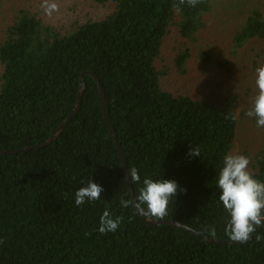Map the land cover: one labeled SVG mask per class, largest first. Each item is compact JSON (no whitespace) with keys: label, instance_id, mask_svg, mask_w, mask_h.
Listing matches in <instances>:
<instances>
[{"label":"trees","instance_id":"trees-1","mask_svg":"<svg viewBox=\"0 0 264 264\" xmlns=\"http://www.w3.org/2000/svg\"><path fill=\"white\" fill-rule=\"evenodd\" d=\"M28 1H0V150H23L0 154V264H264V240L255 234L245 244L203 241H230L216 176L234 149L242 98L227 84L229 62H216L197 39L212 28L235 54L252 58L255 84L254 70L264 64V0H200L179 13L178 0H64L50 14L42 0ZM171 38L180 48L167 59ZM251 44L255 56L245 51ZM193 63L201 69H191ZM213 63L226 81L205 78L206 98L170 84L203 78ZM89 73L103 87L127 169L136 167L141 182L163 178L186 189L154 221L178 223L201 238L150 225L120 205L141 185L131 184L132 197ZM65 122L53 142L36 148ZM196 146L199 157H189ZM247 156L248 170L264 182V147ZM89 180L104 191L77 207L75 192ZM105 210L123 218L114 233L98 232ZM204 226L214 227L216 237ZM257 233L264 235V227Z\"/></svg>","mask_w":264,"mask_h":264},{"label":"clouds","instance_id":"clouds-1","mask_svg":"<svg viewBox=\"0 0 264 264\" xmlns=\"http://www.w3.org/2000/svg\"><path fill=\"white\" fill-rule=\"evenodd\" d=\"M200 0H178L174 5L179 13L182 6L190 8L196 7ZM45 10L50 14L55 10V3L48 4L46 0ZM256 94L252 98L251 106L245 115L254 118L255 126L264 129V64L257 66L254 70ZM234 118V117H233ZM189 157H199L198 146L191 148L187 153ZM251 157L242 154H225L222 159V166L216 176V187L219 190V201L224 210L228 213L229 219L226 221L224 233L228 240L238 244H245L252 240L260 242L264 240V235L257 233V229L264 227V182L254 178L248 170ZM127 176L131 184H140L136 190L134 198L121 199L120 205L123 208L133 207L148 220H163L167 215L169 202L178 194L185 192L180 189L177 182L166 179H152L145 177L141 182L136 167H128ZM103 187L89 180L85 186L79 188L74 195L77 207L100 199ZM122 217H113L105 210L99 218L98 232L106 234L116 232L122 223ZM208 236L215 238L216 229L204 226L202 229Z\"/></svg>","mask_w":264,"mask_h":264},{"label":"rangeland","instance_id":"rangeland-1","mask_svg":"<svg viewBox=\"0 0 264 264\" xmlns=\"http://www.w3.org/2000/svg\"><path fill=\"white\" fill-rule=\"evenodd\" d=\"M0 1H9L11 3L17 4H25L29 2L28 0H0ZM43 7L46 5V0H42ZM64 0H47L48 4L63 2ZM45 8V7H44ZM45 10V9H44ZM223 10V8H217L213 13L219 14ZM212 28L207 29L206 32H201L198 36V40L205 44L206 49H209L214 54V60L216 62L226 63L225 60L229 63V67L233 68V74L231 75L232 80L227 79V84L229 85L230 90H235L241 96V106L236 110V117L239 121L238 132L236 137V142L232 154H242L249 155L253 154L254 150L258 148L264 147V129H258L255 126V120L252 118H247L241 116V112L247 111L252 102V98L256 94V90L252 91L251 88L255 87L253 84L254 76L251 71V61L242 54V52L237 51L238 54L228 46L226 42H220L217 37H215L214 33H211ZM225 40V39H222ZM179 44H182L179 42ZM176 47L180 48V46L176 43L174 39H170L166 45V49L164 51V56L169 59L171 55H175ZM251 50L252 52L256 51L254 45H247L245 51ZM249 51V56L254 55ZM218 63H213L212 68L205 69L200 73V77L197 79H193L194 76H187L185 79H181L176 77L175 79L170 81V84L177 88L178 90H182L186 93H192L196 95H201L206 98V94H208L209 89L207 88V84H205V78L207 80H214L218 78V81H226L225 78V70L220 68ZM195 63L191 65V69L198 71L201 67ZM229 73V72H227ZM224 76V77H223ZM168 83V82H167ZM222 89V88H221ZM224 90V89H223Z\"/></svg>","mask_w":264,"mask_h":264},{"label":"water","instance_id":"water-1","mask_svg":"<svg viewBox=\"0 0 264 264\" xmlns=\"http://www.w3.org/2000/svg\"><path fill=\"white\" fill-rule=\"evenodd\" d=\"M94 79H95V82L97 84V87H98V91H99V96H100V100H101V105H102V110H103V114H104V117H105V121H106V124L109 128L110 131V134H111V137L115 143V146L117 148V152H118V155H119V158L121 160V163L123 165V171H124V174H125V178H126V182L128 184V187H129V190L131 192V195L133 194L132 193V186H131V182H130V178L127 176V173H128V169H127V166L125 164V160H124V157L122 155V152H121V149H120V145L119 143L117 142V139L115 137V134H114V130L112 129V127L110 126L109 122H108V119H107V114H106V104H105V96H104V91H103V87L98 79V77L93 74V73H89ZM83 91H84V84L83 82L81 81V84H80V90H79V93H78V100H77V106L75 108V111L79 108V104H80V100H81V95L83 94ZM75 111L71 114L70 117H72V115L75 113ZM69 117V119H70ZM68 119V120H69ZM67 122L63 123L62 125L59 126V128L56 130V132L54 133L53 136L50 137V139L45 142L43 145H40V146H37L36 148H40V147H44V146H47L48 144H50L51 142H53L57 136H59V133L60 131L64 128L65 124ZM23 150H11V151H6V150H0V154H14V153H19V152H22ZM133 197V195H132ZM147 223L150 224V225H160V224H168V225H173V226H178L180 227L181 229L185 230V231H188L192 234H195L197 237H200L201 236L199 234H197L196 232L190 230L189 228L187 227H184L178 223H173V222H164V221H150V220H147ZM203 241L206 242V243H211V244H218V245H225V244H234L236 242H233V241H218V240H214V239H205L203 238Z\"/></svg>","mask_w":264,"mask_h":264}]
</instances>
